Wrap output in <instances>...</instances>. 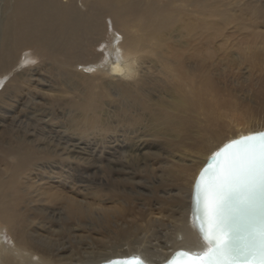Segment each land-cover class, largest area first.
Masks as SVG:
<instances>
[{"label": "bare ground", "instance_id": "bare-ground-1", "mask_svg": "<svg viewBox=\"0 0 264 264\" xmlns=\"http://www.w3.org/2000/svg\"><path fill=\"white\" fill-rule=\"evenodd\" d=\"M5 74L0 264H159L205 248L189 217L199 167L264 131V0H0ZM86 170L102 188L78 190ZM91 206L104 214L86 236L61 232Z\"/></svg>", "mask_w": 264, "mask_h": 264}, {"label": "snow or ice", "instance_id": "snow-or-ice-1", "mask_svg": "<svg viewBox=\"0 0 264 264\" xmlns=\"http://www.w3.org/2000/svg\"><path fill=\"white\" fill-rule=\"evenodd\" d=\"M216 157V168L201 170L193 192L202 205L197 232L209 251H178L166 264H264V132L232 140ZM108 264L142 261L123 257Z\"/></svg>", "mask_w": 264, "mask_h": 264}, {"label": "rangeland", "instance_id": "rangeland-1", "mask_svg": "<svg viewBox=\"0 0 264 264\" xmlns=\"http://www.w3.org/2000/svg\"><path fill=\"white\" fill-rule=\"evenodd\" d=\"M112 33V32H111ZM101 52V51H100ZM29 54H31V53H27V54H23L22 56H30ZM23 58V57H22ZM20 63V62H19ZM35 63H37V60L36 59H34V60H32L29 64H26V65H24L23 66V68L20 70V71H24V70H26V69H28V68H31V67H34V66H36V64ZM35 64V65H34ZM19 66H20V64H19ZM18 68V66L14 69V71L16 70ZM7 77H9V75L8 74H5V75H3L2 77L0 76V90L2 89V88H4V86L6 85V82L8 83V81H9V78H8V80L6 79ZM3 80H6V81H3ZM2 81V82H1ZM39 88H41V90H43V91H45V92H48V90H47V88H43V87H39ZM39 88H37L38 90H39V92L41 93V92H43V91H41ZM16 112L18 113V111L16 110ZM55 113V115H57V113L56 112H54ZM259 113V112H258ZM263 115V117H264V114H260V116H259V118L261 119V116ZM244 123H245V125L243 126V127H246V126H249V125H255V123H247L248 121L247 120H244L243 121ZM247 123V124H246ZM261 123L262 122H260V124H256L257 126L255 127V128H262L261 127ZM53 124V123H52ZM2 125H5V124H1L0 126H2ZM254 125L252 126V127H254ZM55 126H58V125H54L53 127H55ZM258 126H260V127H258ZM1 129H4V127L3 128H1ZM0 133H1V130H0ZM86 133H93V131H87ZM86 139H85V138ZM83 138H84V142L86 143V145H84V149H85V153L87 154V156L89 157V153L90 154H92L93 152H94V149L92 148L93 146H95V145H97L98 143H96L95 141H97V139L95 138V137H93L92 136V134H88V135H85ZM93 144V145H92ZM96 152V151H95ZM94 160V158L92 159V161ZM90 164H91V166L89 167L90 169L92 168V162H90ZM202 167V166H201ZM201 167H199V168H201ZM200 170V169H199ZM88 171V172H87ZM87 172V173H86ZM91 173L92 172H90L89 170H86V171H83V174H82V176L84 175V177L85 176H87L88 174H89V176H90V178L89 177H87V179H88V181L87 182H84V183H79V184H77L76 185V187L78 188V190H80V189H85V188H89V186H91V188H92V190H90V193L91 192H93V191H96V190H98V189H100V188H102V187H98L99 185H97V181H95V179L96 178H91ZM197 173H198V171H197ZM195 177H196V175H195ZM106 180V179H105ZM53 182H55V181H53ZM92 183V184H91ZM51 185L52 186H56V184L55 183H51ZM89 193V191L88 192H84V191H82V192H80L79 193V200H81V201H84V202H86V203H90L92 206L94 205V202L89 198V196H87V194ZM49 198H51V194L50 193H48V197H42V199H49ZM102 202V200L100 199L99 200V204ZM105 205H107V204H105ZM92 206L90 207V210H89V212H88V215H86V216H84L83 217V219H80V220H76V219H74V218H70V217H68V220H67V225H66V227H63V229H62V231L61 232H64V233H75V234H78L79 236L81 235V236H86V233L88 234L90 231H88V230H90V229H88V223L89 222H93V221H95V220H97V217H96V214H97V216L98 217H100L101 215H103L104 214V212H100L99 213V211H97L96 210V208L93 210L92 209ZM63 221V220H62ZM60 229H58L57 227H52V231L53 232H58ZM74 230H76V231H74ZM8 238V237H7ZM79 240V239H78ZM85 240V239H84ZM167 246H169V245H167ZM107 251H109V253L107 252ZM106 252V253H105ZM104 252V256H106V255H110V253H111V255L110 256H113V254L114 253H112V251L109 249H107L106 251ZM120 253V252H119ZM91 255V254H90ZM97 254H95V255H91V257L93 258H91L90 256V258L88 257V255L87 256H82L81 258L79 257V261H82V262H84V261H88V262H90V261H93V260H98L97 258H99V259H101L103 256L102 255H98V256H96ZM118 255H120V254H118ZM100 256V257H99ZM115 256H117V255H115ZM136 256H139V255H136ZM97 257V258H96ZM140 257V256H139ZM83 258V259H82ZM88 258V259H87ZM142 258V257H141ZM156 258V259H155ZM144 259L145 260H150L151 258H149L148 256H146V257H144ZM158 258L157 257H154L152 260H157ZM152 262H154V261H152Z\"/></svg>", "mask_w": 264, "mask_h": 264}, {"label": "water", "instance_id": "water-1", "mask_svg": "<svg viewBox=\"0 0 264 264\" xmlns=\"http://www.w3.org/2000/svg\"><path fill=\"white\" fill-rule=\"evenodd\" d=\"M259 132H264V131H259ZM251 134H253V133H251ZM247 135H250V134H247ZM247 135H241V136H247ZM241 136L236 137L234 139H239ZM234 139H232V140H234ZM232 140L223 143L217 150H215L211 155L208 156V158L206 159V161L203 163L202 167L198 171V173H197V175H196V177L194 179V182L192 184V189H191V194H190V204H189V217H190L191 224H192L194 230L196 231L197 235H198L197 229L199 228L200 221H201L202 205H201L200 199H199V192L196 193V198H195V203H194L193 192H194V185L196 183V179L200 175L202 169H205L207 167L208 168V171L211 172L212 170H214L216 168V163H215L216 162V159H217L216 153L219 151L220 148H222L225 144L230 143ZM209 161H211L212 163L209 164ZM207 179L208 178L206 176L205 177V181ZM203 184H204V182L202 181L201 187H203ZM198 236L200 237V235H198ZM200 239L202 240V242L205 245V248L202 251H199V252H189V251H186V250H183V249H178V250L173 251L172 254H170V256L165 261H163V262H161L159 264H166V262L170 258H172L173 255L176 252H178V251H184V252H188V253H195L196 255H204V254H206L209 251L208 244L201 237H200ZM128 257H138V256L131 255V256H128ZM120 258H123V257H120ZM113 259H116V258H112L110 260H113ZM139 259H140V261H142V264H148L145 261H143L141 258H139ZM110 260H106V261L101 262L99 264H108V261H110Z\"/></svg>", "mask_w": 264, "mask_h": 264}]
</instances>
